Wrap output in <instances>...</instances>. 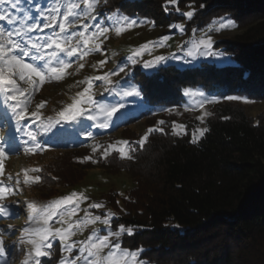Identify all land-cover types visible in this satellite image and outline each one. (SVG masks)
Here are the masks:
<instances>
[{"label":"trees","instance_id":"obj_1","mask_svg":"<svg viewBox=\"0 0 264 264\" xmlns=\"http://www.w3.org/2000/svg\"><path fill=\"white\" fill-rule=\"evenodd\" d=\"M96 1V11L103 12L104 17L120 12L130 19H150L167 27L185 22L187 32L223 15L235 21L239 13L244 15L243 30L230 39L232 45L220 41L214 44L230 53V63L202 61L185 67L166 63L148 70L127 62L131 75L118 81L127 88L137 85L143 103L125 113L120 124L126 126L144 118L155 128L146 139H140L141 134L126 136L128 157L121 158L113 150L106 157L97 155L96 161L116 171L125 169L136 179L128 197H123L125 211L113 216L111 229L132 228L133 235L125 232L115 241L130 250L142 249L140 258L146 263L264 264V111L251 116L244 107L224 100L216 103L205 118L203 128L208 131L197 135L195 142L198 119L187 117L184 130L179 134L173 131L175 108L188 100L186 88L203 91L210 98L264 99V0H178L177 4L169 0ZM48 2L22 0L23 7L18 9L31 10L35 15ZM189 4L195 11L191 19H186L176 9ZM2 27L11 30L17 25L4 22ZM49 31L45 29V33ZM175 32V27L167 30ZM122 57L115 66H120ZM76 58L69 59L73 63ZM3 126L0 120V128ZM39 126L41 122L37 121L29 127L33 130ZM87 132L99 134L101 129L91 121L68 127L59 124L47 133L40 128L38 140L68 150L86 143L83 135ZM76 161L75 153H62L36 166L27 181L29 189L44 201L57 195L59 186L76 184L86 173ZM116 196L109 199L119 210ZM61 256L57 242L51 254L36 264H59Z\"/></svg>","mask_w":264,"mask_h":264},{"label":"rangeland","instance_id":"obj_2","mask_svg":"<svg viewBox=\"0 0 264 264\" xmlns=\"http://www.w3.org/2000/svg\"><path fill=\"white\" fill-rule=\"evenodd\" d=\"M22 1V0H21ZM51 3V0H48ZM68 0H59V4L64 7L67 6ZM95 6L98 2L94 0ZM57 7L56 5H53ZM7 7V6H3ZM3 7H0L3 9ZM23 5L20 3L18 8H22ZM60 7V5L58 6ZM63 7V8H64ZM83 7V5H81ZM12 14L18 17L19 26H23L25 23L24 15L25 11L11 10ZM179 11L186 13L188 11H195V7L192 4L187 5L185 8H180ZM94 14V13H93ZM239 20L235 21L230 16L223 15L220 18H216L213 21H219L221 18H230L234 21L235 26L215 31V28L219 27L218 23L213 21L203 28H192L191 31L187 32L184 28L181 31L178 27H175V33H167V26L156 25L152 20L146 19L147 23H138L135 26H128V21L133 20L126 17L120 12L106 15V17H99L100 22L108 27V31L93 41H90L89 48H94L95 44L100 45V51H90L83 59L76 60L71 63L65 75L59 80H47L44 84L39 85L38 90H33L31 93V99L28 103L29 112L36 110L38 104L43 103L44 107L41 108V121L46 122L47 118H52L53 121L59 119L57 113L66 108V106L73 102L77 98V93L83 91L85 87H88L87 81L92 84L91 94L93 99L101 104H115L118 101H123L126 105L124 109H121L118 113L119 119H115L114 123H111L109 128L101 129V132L93 133L92 137H88L86 134L83 138L88 139L83 145L74 149L65 150L61 147H54L51 145H44L39 142L38 137L40 134V128L36 127L31 130L30 125L37 122L35 118H30L25 127V130H31L37 134V141L33 142L24 135L23 131L18 132L16 130V122L12 116L11 110L3 103L4 97L0 93V120L3 122L4 127L0 128V146L4 148L5 155L0 157V165L3 166L2 172H0V186H13V193L6 194L5 199L0 200V205H6L8 208V214L0 216V240H3L5 251L0 254V264H36L41 257H36L34 253V247L30 243L32 239H37L32 235H26L23 232L24 227H43L42 221H40L41 213L54 202L63 200L69 196L73 197V204L61 205L57 211V215L49 221L48 227L67 229L69 223H74L77 220L85 219L86 210L89 211L93 216L101 215L102 218L106 213H111V219L117 213L125 211L123 197L127 198L129 192L133 189L136 184L134 175L121 169L119 171L113 170L104 166L96 161L97 155H103L105 150L108 154L118 147L124 146L121 142H127L126 136H136L141 134L140 139H144L150 130L155 126L149 125L151 122L142 118L134 121L128 125H121V121L126 117L125 113L135 110L138 107H142L143 100L139 97H120L116 93L104 92V82L99 83V80L94 78L98 75L102 76L106 73L116 71L120 66H125V70H129L131 60L130 57L134 56L137 50H142L141 55L136 56V64L143 67V63L146 61H152L156 56H166L169 59L166 63H175L181 67L194 66L200 64L202 61H210L217 64H226L223 59L214 57H198L195 60L187 57L186 52L192 47L191 41L199 40L200 38H207L211 36L213 40V51L222 53L224 57L229 58V62H232L231 55L229 52L224 51L222 48L214 46L216 41H220L221 44L232 45L231 38L241 32L243 29L244 15L239 13ZM110 18V19H109ZM59 19V18H58ZM188 19V18H186ZM143 21V20H142ZM7 22V21H4ZM1 23L0 27L4 25ZM84 23H88L87 20ZM93 23H95L93 21ZM243 23V24H242ZM185 26V22H180ZM177 25V24H176ZM211 28V30H209ZM119 29V32L117 31ZM196 31H193V30ZM79 30V26L76 29ZM91 31V29L89 30ZM164 36H168L169 39L160 43V39ZM148 45L147 48L143 46ZM120 66H115L116 60L121 57ZM190 61V62H189ZM83 64L81 68L80 65ZM159 64V65H161ZM158 65V66H159ZM115 66V67H114ZM156 66V67H158ZM110 67H113L112 69ZM147 68L148 70L155 69ZM144 68V67H143ZM110 69V70H109ZM146 69V68H145ZM124 73L110 76L113 81H118L123 78ZM21 87H28L23 82L18 81ZM137 88V85L122 86L119 83V88L130 89ZM119 90V89H118ZM28 95L27 93L25 94ZM208 97V96H207ZM238 97V96H237ZM199 97L189 98L185 104L175 108L176 114V125L184 126V119L187 117H193L200 121L198 129L203 128L205 118L212 112L216 103L228 100L227 98H210L204 102L203 107H198L200 102ZM245 99L248 102H245ZM110 100V101H104ZM235 105L244 107L247 113L251 116L259 115L264 111V99L256 100L245 97L240 99L232 100ZM86 107V105H85ZM5 118L9 120V123H5ZM202 118V119H201ZM103 120V117L94 123H99ZM79 121H89L84 117H80L75 121H62L59 124H63L68 127L71 123H78ZM5 123V124H4ZM55 124V126L59 125ZM61 127V126H60ZM157 127V126H156ZM179 128L176 132H180ZM26 148H30L31 151H25ZM95 149V150H94ZM62 153H75V159L78 166L84 167L85 175L76 184L63 187L59 186L58 194L47 200H38L35 197V191L29 189L28 183L25 181V176L32 177L33 171L36 166L45 163L51 159L56 158ZM264 159V158H263ZM76 168H73L75 170ZM74 173L80 174L77 171ZM11 177V179H9ZM17 179L20 183L17 186ZM116 203L120 206V211L115 210L111 201L110 196H114ZM79 204H76V201ZM100 204L102 207L99 209H91V204ZM34 204L37 211L32 212L27 205ZM73 207L77 208V213L70 219L65 216V221H60V215L70 211ZM110 226H104L101 223L86 224L82 227H74L71 229L72 235L69 238V243L86 241L94 231H97L98 235L106 234L105 229ZM125 232L127 230L126 227ZM120 229V228H119ZM119 229L117 231H119ZM114 231V230H113ZM125 232H122L121 235ZM117 238L113 237V243H116ZM49 240L53 244L60 243L62 256L59 264L62 260L68 261L78 255V247L73 248L72 253L63 250V246L59 238ZM47 243V242H46ZM124 248V247H123ZM51 248L43 247L42 251H46L48 255L51 254ZM127 249V248H125ZM130 250V249H129ZM140 249H137L139 252ZM109 249H105L106 254ZM140 264H148L140 258ZM77 264H80L77 261Z\"/></svg>","mask_w":264,"mask_h":264},{"label":"snow or ice","instance_id":"obj_3","mask_svg":"<svg viewBox=\"0 0 264 264\" xmlns=\"http://www.w3.org/2000/svg\"><path fill=\"white\" fill-rule=\"evenodd\" d=\"M169 2L177 4L178 0H169ZM20 3L21 0H0V7L7 6L3 7V10L0 11V21H7L9 25H17L16 28L11 30L0 27V93L4 97L3 103L11 110L12 116L15 119L16 130L18 132L23 131L29 140L36 142L37 134L31 130H25L24 125L27 124L30 118H35L37 121L41 120L39 110L44 107V104H38L36 110L29 112L28 103L31 99L32 91L38 90L39 85L44 84L47 80L62 79L66 70L71 67L72 61L69 58L78 57L79 59H83L90 51H100L99 44H95L94 48H89V43L103 36L109 29L100 22L99 17L103 16V12L96 11L94 0H68L66 9L53 6L58 4L59 0H51V3L47 6L38 8L35 15L32 14L31 10L26 11L24 16L25 23L22 27L19 26L18 17L13 15L11 11L17 10ZM176 10L179 11V7ZM182 15L191 19L194 16V12L188 11L182 13ZM123 19L128 20L127 17H123ZM85 20L88 23H84ZM147 22V20L137 21L133 19L128 21V26L131 27L138 23ZM213 23H218L219 25V27L215 28L217 32L235 26L234 21L230 18H221L219 21H213ZM77 26H79V30H73ZM171 27H178L181 31L184 30L183 24L170 25ZM45 29H50V31L45 33ZM90 29L91 31H89ZM117 31L119 32V29ZM193 31L196 30L194 29ZM168 39V36H164L159 42L162 43ZM191 44L192 47L186 52L187 57L191 58V60H195L198 57L206 58L211 56L223 59L226 63L229 62V58L224 57L222 53L213 51L211 36L191 41ZM147 47L148 45L143 46V48ZM142 50H137L134 56L129 58L133 65L137 63L135 57L141 55ZM168 59L169 57L166 56H156L152 61L144 62L143 67L146 69L154 68ZM80 67L82 68L83 64ZM119 73H124V76L128 77L131 75V70L126 71L125 66H120L116 71L96 76L94 79L104 82V92L110 94L116 93L120 97H139L141 93L136 88H119L120 82L110 79V76L118 75ZM18 81L23 82L28 87H21ZM87 83L88 87L78 92L77 98L57 113L59 119L53 121L49 117L46 122L41 121L43 133L50 132L55 124H59L62 121H75L80 117L93 122H96L99 117H103L101 122L94 123L93 125L101 129L109 128L110 124L115 122V119L120 118L118 113L126 107L125 103L122 100L115 104L99 103L93 99V95L91 94V82L87 81ZM26 93L28 94L27 96L25 95ZM184 95L189 98H201L197 105L198 107H203L204 102L208 100L203 91L193 90L192 88H186ZM226 98L228 100L240 99L237 96H228ZM245 102L248 101L245 99ZM159 123L163 124L164 121H160ZM177 128L181 131L184 130L183 125L174 124L173 131L176 134H179L176 132ZM207 131L208 129L206 128L196 129L193 132V142H195L197 135L203 136ZM86 135L92 137L93 134L87 132ZM121 144L124 146L118 147L115 150L119 152L121 158H126L129 152L127 142H121ZM142 145L143 141H141ZM25 151H31V149L26 148ZM4 155V148L0 146V157ZM103 155L105 157L108 155L107 150H105ZM2 168L3 166L0 165V172H2ZM29 179L26 175L25 181L27 182ZM35 179L39 181L40 177L37 176ZM16 183L18 186L20 183L19 179H17ZM12 193L13 186H0V200L5 199L6 194ZM71 204H73L72 196L58 200L49 205L41 213L40 221H42L43 227L23 228V232L26 235L30 234L38 237L30 241L34 247L36 257L48 255L46 251H42V248L52 247V243L49 240L51 237L52 240L59 238L63 250L69 253H72L73 248L78 247V255L68 261L62 260L60 264H77V261L80 264H140L139 255L142 254V249L138 252L137 250L123 248L120 242L113 243V237L118 239L121 233L125 232L123 226H120L119 231H113L110 227H107L105 229L106 234L103 235H98L97 231H94L86 241L69 243V238L72 235L71 229L96 223L110 226L111 213H106L102 218L101 215L93 216L86 210L85 219L69 223L67 229L48 227L49 221L53 216L57 215L56 209L61 205ZM76 204H79L78 200ZM27 207L34 213L37 211L34 204H28ZM101 207L98 203L90 205L91 209H99ZM76 213L77 208L73 207L70 211L60 215V221L64 222L65 216L70 219ZM6 214H8L7 206L0 205V216ZM126 234L133 235V229L127 228ZM106 248L109 251L105 254L104 250ZM4 251V242L0 240V254H3Z\"/></svg>","mask_w":264,"mask_h":264}]
</instances>
